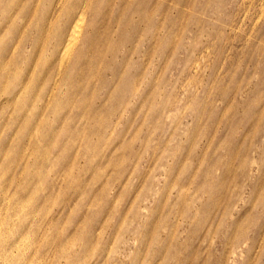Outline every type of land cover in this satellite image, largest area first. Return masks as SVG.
Segmentation results:
<instances>
[{"label":"rangeland","instance_id":"rangeland-1","mask_svg":"<svg viewBox=\"0 0 264 264\" xmlns=\"http://www.w3.org/2000/svg\"><path fill=\"white\" fill-rule=\"evenodd\" d=\"M0 264H264V0H0Z\"/></svg>","mask_w":264,"mask_h":264},{"label":"bare ground","instance_id":"bare-ground-1","mask_svg":"<svg viewBox=\"0 0 264 264\" xmlns=\"http://www.w3.org/2000/svg\"><path fill=\"white\" fill-rule=\"evenodd\" d=\"M83 24V15L78 14L75 19L72 20L71 24L68 27L67 34L60 38V41L57 42L56 48L57 51H61V54L67 55L77 42L80 31Z\"/></svg>","mask_w":264,"mask_h":264}]
</instances>
